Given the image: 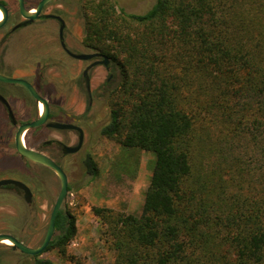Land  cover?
<instances>
[{"label": "trees", "instance_id": "1", "mask_svg": "<svg viewBox=\"0 0 264 264\" xmlns=\"http://www.w3.org/2000/svg\"><path fill=\"white\" fill-rule=\"evenodd\" d=\"M83 7L85 46L120 70L102 135L155 155L139 214L94 207L116 263L264 264V0ZM76 221L63 207L46 251L65 254Z\"/></svg>", "mask_w": 264, "mask_h": 264}, {"label": "rangeland", "instance_id": "2", "mask_svg": "<svg viewBox=\"0 0 264 264\" xmlns=\"http://www.w3.org/2000/svg\"><path fill=\"white\" fill-rule=\"evenodd\" d=\"M63 2L64 15L68 21L65 39L71 50L87 52L88 48L83 42L86 35L84 0H63ZM155 2L156 0H120V4L130 13H144ZM43 28L44 26L36 25L30 29L21 30L17 34L20 37L27 32L31 33V37L28 39L30 40L28 48L33 52L46 48V44H49L46 43L47 41L52 45L53 43L57 45V27L54 32L56 37L42 35L46 32ZM9 38L15 40L14 36ZM44 39L47 41L44 42ZM29 53L26 48H23L19 53L20 57H14L15 59L9 55L6 58L4 53V61L7 63L14 61V65H11L13 68L9 71L2 68L9 69L11 66L2 63L0 74L25 78L42 93L35 83V81H40L37 78L38 74L34 77L36 73L42 71L47 80L46 85H41V88L47 92L46 97L52 104L54 114L59 113L60 105L64 106L65 114L69 113L72 116L83 114L86 97L80 84L79 74L85 64L82 61H77L70 65L68 63L60 65L57 61L50 60L47 66V61L44 60L47 57L46 54L34 55L30 53L28 55ZM28 63L32 64L27 67L29 70L16 69ZM119 71L112 61L109 71L104 66L96 67L92 72V88L94 90L105 88V91L111 87L115 88L120 80ZM110 74L113 77L108 81ZM0 86L6 89V92L20 98H25L27 93L29 94L27 89L19 84L0 81ZM5 91L3 90V94L7 97L8 93L6 94ZM26 104L15 103L17 114L20 117H29V111L34 107L32 105L34 102L29 100ZM93 114L97 121L96 127L90 133L86 129V142L83 149L79 153L66 157L55 156L69 176L70 190L64 201V207L71 210L77 219L76 235L66 247L65 254H62L58 249H52L39 256L49 258L57 264H117L115 250L105 232L106 225L94 212V207H106L118 212L137 215L141 212L145 192L151 181L155 160L153 152L128 149L102 135V128L110 121V108L105 94L100 97ZM12 132L13 128L0 127V133L5 136L4 143L6 142L5 146L8 147V152L14 151ZM30 135H28V140L31 142ZM70 135L73 136V132H70ZM50 138L59 139L60 135L57 131H53ZM4 143L1 144L2 148H4ZM53 151L50 150L51 153ZM88 156H91L97 165V175H93L87 167ZM7 163L6 160H0V178L18 179L31 187L29 177L33 180L40 176L42 179L47 178L48 182L46 181L42 185L43 192L40 193L33 205L25 203L20 193L9 188H0V233H11L30 246H38L46 234L50 214L59 193V179L52 172H48V175L44 176L42 169L36 166H33L29 172L26 168L21 169L18 160H15L14 163H17L19 167L4 172L2 166H6ZM10 245L0 243V264H22L24 262L31 264L33 262L32 257L22 256L12 250Z\"/></svg>", "mask_w": 264, "mask_h": 264}, {"label": "flooded vegetation", "instance_id": "3", "mask_svg": "<svg viewBox=\"0 0 264 264\" xmlns=\"http://www.w3.org/2000/svg\"><path fill=\"white\" fill-rule=\"evenodd\" d=\"M40 1L41 0H24V5L28 9L33 8V12H35L36 9H34V7L38 6ZM0 2L3 3L8 10L7 21L3 26L0 27V68L3 67L2 63L6 65L9 64L10 66L14 65L13 60H12L13 62L10 61L11 64L9 62L7 63L4 61V58H5L4 53L6 55V53L9 52L8 55L13 59L14 57L15 58L20 57L19 53L23 48H26L28 52L34 55L40 54V53L44 55L46 54L47 57L44 58V60L47 61L46 63L47 66L50 60H55L60 65H63V64L65 65L66 63L70 65L71 63H76L77 61H82L85 64L83 70L79 74V78H80L81 87L83 88V92L86 97V107H85L84 113L78 116H72L69 113L65 114L64 113L65 109H63L64 106L62 107L61 105L60 107H58L59 113L54 114L52 104L50 103V100L46 97L48 94L46 91L44 92L43 88H41V85L42 86L46 85L45 82L47 80V77L44 72L40 71L34 75L35 77L38 74L37 78H39L40 80L38 82H36L33 77L36 85L42 90V93H40L36 89L35 85L31 83L29 80L25 78L23 79L29 82L41 96L45 97L48 100L49 106H50V114H49L47 121L43 123L42 125L36 126L26 131L24 133V140H25L24 142H26V144L29 147L46 153L59 164L60 161L57 160L55 156L59 155L61 157H66L68 155L79 153L83 149L84 144L86 142V132H87L86 129L89 130V133H90L96 127L97 121H95L96 119L94 117L93 112H94L96 105L98 104L100 97H102V95L105 93L104 92L105 88L95 89V90L92 88L93 87L91 83L92 72L98 66H104L109 71L111 69L112 60L109 58L110 61L108 64L101 62L104 60V57H103L104 54H102L101 52L97 50H94L93 48L87 47V46H86L88 48L87 52H76L70 49L69 47L70 45H68L67 40L65 39V34L68 29V21L64 15L65 7H64L63 0H51L47 2L43 6L39 16L35 19L25 18L21 14L19 0H0ZM2 19L3 17L0 20ZM36 25L44 26L43 30H45L46 32L43 33L42 35H46L48 37H56V34L54 32H56V27H57V32H58L57 33V36H58L57 43L58 44L56 45L53 43L52 45L50 42L47 41V39H44V42L47 41L46 43H49V44H46V48H43L35 52H33L30 48H28V45H30V40L28 39L31 37L30 36L31 33L27 32L26 34L20 37H18L17 33L21 30L30 29ZM3 30H7V31L4 32ZM13 36L15 40H11L9 38ZM30 53L28 55H30ZM96 53H100L101 55L92 56L88 59H80L77 56H75L76 54H96ZM8 55H6V58L9 57ZM71 60L74 62H72ZM30 65L32 64L31 63L23 64L22 67H17L16 69L20 68L23 70H29L27 69V67ZM12 68L13 67L11 66V68L9 67V69L7 68H2V69H6L10 71ZM112 77L113 75L110 74L108 77V81H110ZM11 78H15V77H11ZM18 79H22V78H18ZM2 82H5V81H2ZM9 83H13V82H9ZM13 84H19V85L24 86L29 92V94L27 93L25 98H20L17 95L14 96L6 92L5 91L6 89H3L0 86V127L13 128L11 138H12L13 150H14L13 152H8V147L5 146L6 142L4 143L5 136L4 134L0 133V160H6L8 162L6 166H2V170L5 172L6 170L16 169L17 167L20 166L21 169L26 168L29 172V170L32 169L33 166H36L42 169L41 171L44 176L48 175L47 174L48 172H52L58 178V175L52 169L22 156L16 148L15 135H16L18 128L22 124L36 120L39 117V113L41 110L39 108L40 103L37 102L36 98L34 97V95L32 94L29 88H27L25 85L21 83H13ZM3 90L6 92V94L8 93L7 97L3 94L4 93ZM28 100L31 102H34V104H32L34 105V107L30 109L29 117H26V118L20 117L17 114V108L15 106V103L23 102L24 105H27L26 103L28 102ZM53 122L69 123V124L74 125L76 128H70V129L54 128L49 125L50 123H53ZM53 131H57L59 133L60 135L59 139L50 138ZM70 132H73V136L70 135ZM81 134H83V141H82L81 148L78 151L73 152V153L65 152L64 144L70 145V146H76L80 141ZM28 135L32 137L31 142L28 140ZM67 141H71V142H67ZM3 143H4V148H2L1 146V144ZM50 150L52 151L54 150V151L51 153ZM15 160H18L21 165L18 166L17 163H14ZM1 179H6V177L0 178V180ZM11 179H14V178H11ZM46 179H42L41 176L37 178L36 180H33L30 177L28 178V180L31 182L32 187L28 186L26 183L25 184L30 188V191L32 193L30 196V199H28V195L26 194L25 190L21 189L20 187L14 184L0 185V188L5 187L11 190H14L17 193H20L23 196V200L25 203L29 205H33L37 197L40 196V193L43 192L42 185L44 184V182L47 181ZM69 190H70V183H69ZM63 207H64V203H63L62 208ZM11 249L14 250L15 252L24 254L18 249H13L12 246H11ZM26 255H29V254H26ZM22 264H25V262Z\"/></svg>", "mask_w": 264, "mask_h": 264}, {"label": "water", "instance_id": "4", "mask_svg": "<svg viewBox=\"0 0 264 264\" xmlns=\"http://www.w3.org/2000/svg\"><path fill=\"white\" fill-rule=\"evenodd\" d=\"M19 1H20V12H21V14L25 18L35 19L41 13L43 6L51 0H41L40 3L38 4V6L34 7V9H36L35 12H33V8H31V9L26 8V6L24 5V0H19ZM0 10L3 13V19L0 20V27H1L6 23L7 18H8V10H7L6 6L1 2H0ZM96 55H101V54L100 53L76 54L75 56H77L80 59H88V58H90L92 56H96ZM103 57H104V60L101 62L108 64L110 61L109 57L107 55H103ZM0 80L5 81V82L21 83V84L25 85L27 88L30 89V91L32 92V94L36 98L37 102L43 104V110L40 111L39 117L36 120L22 124L18 128L16 135H15L16 148L22 156L52 169L58 175V178H59V193H58L57 199L55 201V204L52 208L50 218H49L48 227H47V231H46V234H45L42 242L38 246L33 247V246H30V245L24 243L22 240H20L19 238H17L13 234L0 233V243H3L4 240H9L11 242V246L13 247V249H18L24 254L41 255L42 253H44L46 251V249L50 245L52 239L54 238V235L56 232V220H57L59 211L61 210L63 203H64V201L68 195V192H69V177H68V174L66 173V171L62 168V166H60L53 158H51L49 155H47L46 153H44L42 151H39V150H36V149L29 147L26 144V142H24L25 141L24 140V133L26 131H28V130L36 127V126L42 125L43 123H45L47 121L49 114H50V106H49L48 100L45 97L41 96L34 89V87L29 82H27L26 80L18 79V78H11V77H7V76L1 75V74H0ZM49 125L54 127V128H58V129L76 128L74 125L69 124V123L53 122V123H50ZM82 141H83V134H81L80 141L76 146H70V145L64 144L65 152L73 153V152L78 151L82 146ZM6 184H14V185L20 187L21 189L25 190L26 194L28 195V199H30V196L32 193L30 191V188L24 182H22L20 180H16V179H11V178H6V179L0 180V185H6Z\"/></svg>", "mask_w": 264, "mask_h": 264}, {"label": "bare ground", "instance_id": "5", "mask_svg": "<svg viewBox=\"0 0 264 264\" xmlns=\"http://www.w3.org/2000/svg\"><path fill=\"white\" fill-rule=\"evenodd\" d=\"M2 17H3V13H2V11H0V19ZM39 108H40L41 111L43 110V104L42 103H40ZM3 243H5V244H11V242L9 240H4Z\"/></svg>", "mask_w": 264, "mask_h": 264}]
</instances>
